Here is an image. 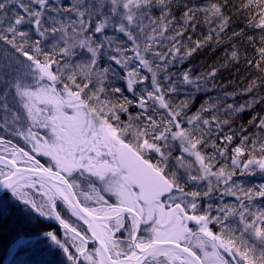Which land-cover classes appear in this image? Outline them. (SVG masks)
<instances>
[{
    "label": "snow or ice",
    "instance_id": "snow-or-ice-1",
    "mask_svg": "<svg viewBox=\"0 0 264 264\" xmlns=\"http://www.w3.org/2000/svg\"><path fill=\"white\" fill-rule=\"evenodd\" d=\"M0 248L264 264V0H0Z\"/></svg>",
    "mask_w": 264,
    "mask_h": 264
},
{
    "label": "trees",
    "instance_id": "trees-1",
    "mask_svg": "<svg viewBox=\"0 0 264 264\" xmlns=\"http://www.w3.org/2000/svg\"><path fill=\"white\" fill-rule=\"evenodd\" d=\"M219 55V51H217L215 54L211 49H206L200 54L194 56L191 60V63L193 66L199 68L201 64H210L213 62V60L216 58V56ZM187 64L185 65V67ZM228 74L225 73V77H227ZM231 90V88H229ZM7 235V233H5ZM20 258H26V257H20ZM0 260H2L3 264H9V257L5 256L3 253V249L0 248Z\"/></svg>",
    "mask_w": 264,
    "mask_h": 264
},
{
    "label": "rangeland",
    "instance_id": "rangeland-1",
    "mask_svg": "<svg viewBox=\"0 0 264 264\" xmlns=\"http://www.w3.org/2000/svg\"><path fill=\"white\" fill-rule=\"evenodd\" d=\"M46 159V158H45ZM252 182H255V183H259L260 182V177L257 176L255 178H253ZM230 199V198H229ZM20 259H24V258H20Z\"/></svg>",
    "mask_w": 264,
    "mask_h": 264
}]
</instances>
